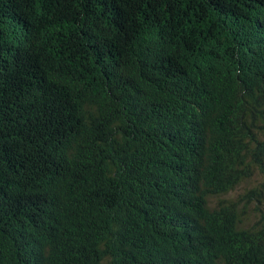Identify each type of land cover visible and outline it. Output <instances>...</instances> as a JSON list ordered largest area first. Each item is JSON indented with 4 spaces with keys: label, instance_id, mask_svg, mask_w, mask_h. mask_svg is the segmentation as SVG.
<instances>
[{
    "label": "trees",
    "instance_id": "obj_1",
    "mask_svg": "<svg viewBox=\"0 0 264 264\" xmlns=\"http://www.w3.org/2000/svg\"><path fill=\"white\" fill-rule=\"evenodd\" d=\"M0 264H264V0H0Z\"/></svg>",
    "mask_w": 264,
    "mask_h": 264
},
{
    "label": "rangeland",
    "instance_id": "obj_2",
    "mask_svg": "<svg viewBox=\"0 0 264 264\" xmlns=\"http://www.w3.org/2000/svg\"><path fill=\"white\" fill-rule=\"evenodd\" d=\"M252 182L243 183L240 186H238L234 191L230 192L227 197L235 198L236 195L240 192H242L245 188L250 187Z\"/></svg>",
    "mask_w": 264,
    "mask_h": 264
}]
</instances>
